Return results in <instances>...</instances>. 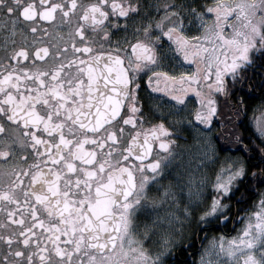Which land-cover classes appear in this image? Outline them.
I'll list each match as a JSON object with an SVG mask.
<instances>
[{
    "label": "snow or ice",
    "instance_id": "snow-or-ice-1",
    "mask_svg": "<svg viewBox=\"0 0 264 264\" xmlns=\"http://www.w3.org/2000/svg\"><path fill=\"white\" fill-rule=\"evenodd\" d=\"M0 20V264H164L180 216L170 212L140 230L137 210L148 202L149 181L164 179L176 132L163 119L144 128L151 112L145 114L137 80L150 73L151 85L169 77L161 71L169 57L195 63L197 71L181 73V80L204 82L194 119L210 125L218 97L233 98L245 79L254 86L247 67L258 65L264 82V0H0ZM121 30L125 36L113 41ZM129 47L132 54L121 55ZM172 99L187 103L182 93ZM242 104L239 97L234 111ZM258 131L259 145L235 138L242 153H258L257 163L227 157L215 181L178 175L160 185L152 203L180 201L185 189L196 203L212 183L216 195L201 220H225L231 205L224 201L244 181L264 184V123ZM209 147L203 145L205 158ZM155 148L164 156L156 152L145 165ZM191 213L185 205L184 217ZM247 219L219 251L234 264H264V192ZM157 232L153 252L143 245Z\"/></svg>",
    "mask_w": 264,
    "mask_h": 264
},
{
    "label": "flooded vegetation",
    "instance_id": "flooded-vegetation-1",
    "mask_svg": "<svg viewBox=\"0 0 264 264\" xmlns=\"http://www.w3.org/2000/svg\"><path fill=\"white\" fill-rule=\"evenodd\" d=\"M142 2L150 4L154 3L155 0H142ZM196 2L203 4L205 0H196ZM150 14L155 15V9H151ZM0 23H3V21L0 20ZM121 25H123V20H121ZM134 27L135 25L129 27V36H131ZM231 32V28H226L224 34L227 36ZM124 36L125 32L121 30L114 35L112 39L115 41L117 39H122ZM15 39L17 41L21 39L19 34H17ZM4 43V30L0 29V45ZM160 43L164 44V49H162V51L166 50L167 44L169 43L167 38H163V41ZM130 54H132L130 47L121 52V55L125 57ZM254 55L259 61L261 54L256 52ZM125 63H127V60H125ZM164 64L165 66L161 71H167L169 77H174V80L169 79V77L160 76L158 79L154 78L151 85H149L150 73L141 75L137 80L139 85V96L141 97L145 114L151 112L149 122L144 124V128H150L152 124L158 123L163 119L166 126L176 132V135L170 136V139L176 141L173 153L179 150L183 144L191 143L193 134L199 133L209 136L215 148L214 162L208 165V171L206 170L207 172L203 176H210L211 179L215 181L217 174L213 172V169L209 171L210 166L213 168L214 164L217 165L220 160L227 159V157L242 155L236 140L230 137V135L233 136L234 125L239 123V119L246 117L247 113H249V98L251 94H249L247 84L250 81L249 79H245L244 86L237 84V91L233 94V98L225 101L223 96L218 97L220 112L213 118V122L210 125H205L194 119V115L199 108L196 92L198 90L207 91L206 86L201 87L204 85V82L202 80H193L189 83H185L181 80V73L196 72L197 65L190 61H181V63L177 65L170 57L165 60ZM257 70L258 65L256 67L249 66L245 69V74L247 77L252 78V74L257 72ZM153 71L155 72L157 69H153ZM228 79L230 82L231 77H228ZM262 83L264 82L261 81V84ZM156 89H159V91H156ZM263 89L264 86L260 88V90ZM181 93L184 94L187 100V103L183 105L178 104L172 99L174 95ZM239 97H243V104L241 105L240 111L237 112L234 111V108ZM246 132L247 131H244L245 134H247ZM247 137L245 138L244 136L246 141ZM89 146L90 145L87 144L85 145V147ZM156 152L164 156L162 150L155 148L153 150V155L145 158V165L156 158ZM133 163L138 166L140 162L133 158ZM166 163L167 161L165 164ZM3 171L4 168L0 167V176H2ZM144 175L151 176V170L145 168ZM137 176H139V170L137 171ZM224 180H227V174ZM149 184L148 202L144 208L137 210L138 227L140 230H143V225L145 223H152V211L154 208L152 197L155 196V183H152L150 180ZM261 192H264V184H258L255 181H244L242 190L235 192L230 200L224 201V203L231 205L230 209L224 212V217L226 219H210L205 222L201 220V214L206 210L207 206L211 204L212 197L216 195V192L213 190L212 183L203 186L198 201L191 207L192 213L185 217L181 239L179 241H174L171 250L166 252L164 264H201L202 256L204 261L207 262L206 252L213 248L217 241H220V237L228 243L233 240V238L239 236L248 223V220H246L248 213L252 210H257ZM144 247L146 248V246Z\"/></svg>",
    "mask_w": 264,
    "mask_h": 264
},
{
    "label": "rangeland",
    "instance_id": "rangeland-1",
    "mask_svg": "<svg viewBox=\"0 0 264 264\" xmlns=\"http://www.w3.org/2000/svg\"><path fill=\"white\" fill-rule=\"evenodd\" d=\"M254 53H256V51H254L253 54ZM250 122L254 130L257 132V135L261 138L258 131V125L264 123V101L259 105H257L256 107H254L252 111V115L250 117ZM205 143L210 145L207 158L203 156V152H204L203 145ZM211 148L214 147L212 145L209 136L199 133L193 134L192 142L189 144H183L179 150H177L172 154L171 160L167 161V163L165 164L164 171L161 173V175L164 176V179L163 180L157 179L155 183V196L163 192V189L160 188L161 184H165V185L168 184L169 181H173L178 175L186 176L188 174H194L196 176H203L208 171V165L214 162V153L211 151ZM227 163H228L227 159H222V161L220 160L217 165L214 164L213 168L212 166H210L209 171L213 169V172L215 174H218L221 168L227 166ZM158 189H159V193L157 191ZM195 204L196 203L190 204V202L187 199V189H185L184 196L181 198L180 201L174 202L172 204H170L167 201L165 202L157 201L154 204L151 221L154 222L157 220V217H164L170 212H174L177 216H180V220H178L174 225L176 231L174 241H179L181 239V235H182L181 232L185 220V217L183 215L184 207L185 205H189L190 207H192ZM177 208L179 209V211H177ZM253 212H255V210L250 211L248 213V216L250 213ZM246 220H248L247 217ZM158 235H159L158 232L152 235L150 239H147V241L143 246H146V249H151L153 252H155L156 249L159 247ZM222 239L223 238L220 237V241H217L215 246L206 252L205 254L207 257L206 264L234 263V261H232L225 253L219 251V245ZM223 241L225 243V247H227V241L226 240Z\"/></svg>",
    "mask_w": 264,
    "mask_h": 264
},
{
    "label": "trees",
    "instance_id": "trees-1",
    "mask_svg": "<svg viewBox=\"0 0 264 264\" xmlns=\"http://www.w3.org/2000/svg\"><path fill=\"white\" fill-rule=\"evenodd\" d=\"M251 82L254 84L252 88L249 89V94H251V97L249 98V106L250 110L249 113H247L246 117L239 119V123L234 125V132L233 136L230 135L232 138H236L237 136H242L245 144H253V145H259L260 143V137L257 135V132L254 130L253 126L250 122V117L252 115V111L254 107L259 105L264 101V89L260 90L262 87L261 80L257 72H254L252 74ZM244 131H247L245 134ZM247 137V141L244 139ZM236 140V139H235ZM242 153V152H241ZM246 155L250 157L249 163L255 164L258 162V153L254 152H248V153H242V155ZM242 190V186L240 188Z\"/></svg>",
    "mask_w": 264,
    "mask_h": 264
}]
</instances>
